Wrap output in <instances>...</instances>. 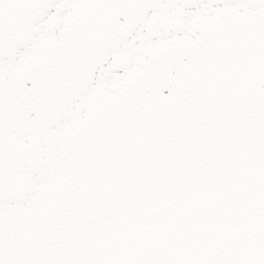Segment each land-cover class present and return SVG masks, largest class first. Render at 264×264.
Returning a JSON list of instances; mask_svg holds the SVG:
<instances>
[{
	"label": "snow or ice",
	"instance_id": "snow-or-ice-1",
	"mask_svg": "<svg viewBox=\"0 0 264 264\" xmlns=\"http://www.w3.org/2000/svg\"><path fill=\"white\" fill-rule=\"evenodd\" d=\"M0 264H264V0H0Z\"/></svg>",
	"mask_w": 264,
	"mask_h": 264
}]
</instances>
